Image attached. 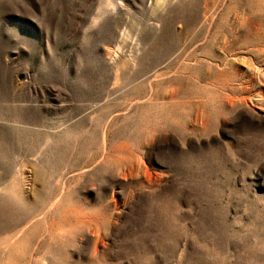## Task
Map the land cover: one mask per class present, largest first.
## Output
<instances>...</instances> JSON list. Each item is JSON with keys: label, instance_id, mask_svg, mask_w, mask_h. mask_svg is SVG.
Masks as SVG:
<instances>
[{"label": "rangeland", "instance_id": "obj_1", "mask_svg": "<svg viewBox=\"0 0 264 264\" xmlns=\"http://www.w3.org/2000/svg\"><path fill=\"white\" fill-rule=\"evenodd\" d=\"M0 264H264V0H0Z\"/></svg>", "mask_w": 264, "mask_h": 264}, {"label": "bare ground", "instance_id": "obj_2", "mask_svg": "<svg viewBox=\"0 0 264 264\" xmlns=\"http://www.w3.org/2000/svg\"><path fill=\"white\" fill-rule=\"evenodd\" d=\"M106 144H107V143H106ZM105 149H106V148H105ZM106 154H107V153H106ZM110 157H111V156H110ZM104 158H105V156H104ZM104 158H103V160H105ZM109 162H110V161H109ZM100 164H102V165H103V162H102V163H100ZM107 164H108V162H107ZM98 165H99V164H98ZM104 165H105V164H104ZM141 165H142V163H141ZM128 166H129V165H128ZM126 167H127V166L125 165V168H126ZM140 167H141V166H140ZM129 168H130V167H129ZM122 169H123V168H122ZM141 169H142V168H141ZM126 172H127V171H126ZM126 175H128V174H126ZM62 198H63V197H62ZM97 224H98V223H97ZM15 243H16V242H15ZM16 249H17V248H16Z\"/></svg>", "mask_w": 264, "mask_h": 264}]
</instances>
